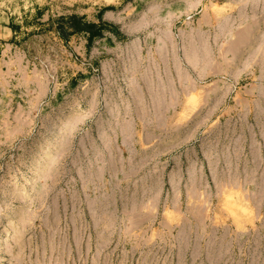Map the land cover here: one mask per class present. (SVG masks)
<instances>
[{
    "label": "rangeland",
    "instance_id": "obj_1",
    "mask_svg": "<svg viewBox=\"0 0 264 264\" xmlns=\"http://www.w3.org/2000/svg\"><path fill=\"white\" fill-rule=\"evenodd\" d=\"M0 264H264V0H0Z\"/></svg>",
    "mask_w": 264,
    "mask_h": 264
},
{
    "label": "trees",
    "instance_id": "obj_2",
    "mask_svg": "<svg viewBox=\"0 0 264 264\" xmlns=\"http://www.w3.org/2000/svg\"><path fill=\"white\" fill-rule=\"evenodd\" d=\"M72 23H70V26L69 28L73 29L72 32L73 33H77V32H84L86 34L89 35V38L92 39L93 37L95 36H98V35H101V32L100 31H95L96 29V26L95 25H86V24H82L81 22V18H72ZM62 30V33H65L64 32V26H62L61 28Z\"/></svg>",
    "mask_w": 264,
    "mask_h": 264
}]
</instances>
